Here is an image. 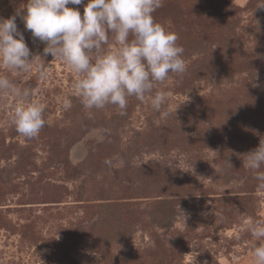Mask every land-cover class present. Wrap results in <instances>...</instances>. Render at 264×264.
<instances>
[{"label":"rangeland","instance_id":"obj_1","mask_svg":"<svg viewBox=\"0 0 264 264\" xmlns=\"http://www.w3.org/2000/svg\"><path fill=\"white\" fill-rule=\"evenodd\" d=\"M27 2L0 0V17ZM162 3L153 18L178 36L186 72L154 87L170 94L160 111L150 96L123 114L86 109L76 75L17 17L47 78L0 76L38 90L45 125L21 136L19 102L0 93V264H253L264 190L245 156L264 140V0Z\"/></svg>","mask_w":264,"mask_h":264},{"label":"clouds","instance_id":"obj_2","mask_svg":"<svg viewBox=\"0 0 264 264\" xmlns=\"http://www.w3.org/2000/svg\"><path fill=\"white\" fill-rule=\"evenodd\" d=\"M67 5H84L83 17L79 9ZM162 6V0H88L86 5L84 0H28L14 15L0 17V67L22 75L35 66L39 79L47 78L45 65L36 64L41 57L32 55L18 30L19 17L33 40L46 44L43 54L63 62L76 75L72 87L86 109L114 105L123 114L129 97L143 101L150 96L151 106L160 111L170 94L156 91L153 95L154 87L170 73L186 72L178 36L153 18ZM0 93L19 102L13 105L11 116L16 132L26 139L35 138L45 125L44 105L31 99L38 90L22 89L7 76H0ZM62 107L70 108L71 101L65 98ZM245 157L258 188L264 190V171H260L264 140ZM112 162L105 161L108 165ZM248 230L257 241L251 245L253 264H264V221H255Z\"/></svg>","mask_w":264,"mask_h":264}]
</instances>
